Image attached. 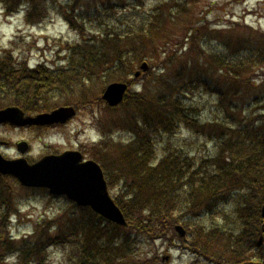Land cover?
Here are the masks:
<instances>
[{"label":"rangeland","instance_id":"374dc122","mask_svg":"<svg viewBox=\"0 0 264 264\" xmlns=\"http://www.w3.org/2000/svg\"><path fill=\"white\" fill-rule=\"evenodd\" d=\"M70 2L38 0L35 20L29 22L23 9L9 17L0 0V69L21 66L29 69L42 65L56 70L69 65V46L79 43L82 34L91 38L99 33H122L125 36L122 49H138L143 59L130 75L118 78L117 82L129 83L130 94L141 91L154 102L164 100L167 108L176 109V114L184 116V124L163 136H156V156L150 165L161 158L164 149L170 148L182 162L190 161L199 174L218 175L219 167L241 161L240 157H232L231 150L230 154L223 152L225 143L248 149L255 147L257 140L264 136V119H260L264 117V0H79L77 13L84 18L70 16L76 20V29L63 13V8ZM37 20L41 22L37 23ZM198 43L201 44L200 51L207 53L202 56H209L208 53L216 56L211 61L199 59L201 54L195 46ZM143 62L148 63L149 72L136 79L133 74ZM239 63L248 64L250 69L240 67ZM251 63L255 65L251 67ZM107 85L86 83L82 88L72 87L68 93L74 90L73 95L61 89L58 96H42L38 104L40 110L73 105L79 110L77 116L65 126L46 131L2 126L0 141L8 142L9 146L0 147V153L9 159L22 157L16 144L27 141L30 150L24 157L29 162L67 149H80L86 159L96 160L93 153L96 150H99L98 154L104 152L107 142L115 144L116 150L131 145L135 136L130 132L132 126L128 116L134 117L137 111L133 104V108L127 107L124 111L122 107L111 109L102 102L101 95ZM184 89H187L186 93L181 91ZM14 95L0 92V109L18 104ZM25 111L36 113L28 112L26 108ZM174 120L175 115L172 124ZM214 123L220 126L203 127ZM224 127L230 132L219 136ZM130 150V153L134 152L135 147L132 145ZM104 173L115 202L127 193L125 185L130 191L129 184H136H127L131 178L119 177L113 170L104 169ZM199 174L198 178L201 177ZM0 183V193L11 190L12 194L9 205L3 206L0 201V244L5 241L16 245L21 240L33 244L43 236L44 240H39V244L45 258L37 264H68V253L61 247L49 245L46 236L57 235L62 223L69 232L71 220L81 218L78 209L64 198L51 197L47 191L23 188L11 177H0ZM220 197L222 201L229 200L219 205L220 216L226 213L223 222L238 219L240 228L245 231L250 208L246 204L239 206L227 192L223 191ZM263 205L264 202L258 206V220ZM185 208H193L191 201ZM181 213V220L178 219L176 225L186 229L187 237L181 239L175 231V235L170 234L165 240L141 241L138 249L143 252L141 257L154 254L156 264H221L216 253L210 252V258H206L197 252L187 220L184 221L186 218ZM193 216L196 217L189 220L195 221L196 226L210 223L211 216L205 215L203 209H197ZM222 220L220 218L217 223L219 226L224 224ZM233 226L236 234V225ZM255 227H251L253 231ZM229 228L228 237H231L232 225ZM261 250L255 255L250 252V264H264V249ZM226 259L234 261L235 257L227 254ZM0 264L25 263L16 255L5 254L0 245Z\"/></svg>","mask_w":264,"mask_h":264},{"label":"trees","instance_id":"16d2710c","mask_svg":"<svg viewBox=\"0 0 264 264\" xmlns=\"http://www.w3.org/2000/svg\"><path fill=\"white\" fill-rule=\"evenodd\" d=\"M1 2L8 16L23 9L22 12L29 22L35 20L33 17L38 11V0H1ZM78 2L79 0H71L70 4L63 8L67 22L74 29H76V20L70 16L84 18L77 13ZM40 22L37 20V23ZM87 36L89 35L82 34L79 43L69 46V65L58 70H51L42 65L36 69H27L23 66L4 69L2 67L0 92L15 94L16 103L19 102L15 105L25 102L29 111L37 112L41 109L38 104L42 96L51 94L58 96L61 89L68 93L72 87L82 88L86 83L100 82L103 85L115 82L118 78L130 75L135 65L143 59L138 49L131 51L122 49L124 48L122 40L125 37L122 33H99L97 37L91 38ZM195 46L201 54L199 59L203 57L211 61L216 56L210 53L209 56H202L207 53L200 51L201 44ZM239 64L242 68L250 69L246 63ZM254 65L251 63V67ZM186 90L181 91L186 93ZM21 92H23V101L19 98ZM68 94L73 95L74 90ZM145 95L141 91L128 94L125 103L121 106L124 111L128 110L127 107L135 106L137 111L134 117L128 116L129 125L132 126L130 132L135 136L132 144L116 150L115 144L105 142L104 152L98 154L99 150H96L93 153V158L100 162L106 171L113 170L119 177L126 175L127 178H131L130 181H126L127 184L136 183L129 184L132 193L125 185L127 193L116 199V203L127 218L128 226H117L105 219H99V215L89 208H78L81 218L71 220L70 231L75 233L68 232L60 221L62 224L59 226L58 234L46 236L49 245L61 247L65 253H68V264H156L157 258L154 254L141 257L143 252L138 250L139 243L165 240L170 234L175 235L174 228L181 211V216L186 218H183L184 221L187 220L185 222L194 239L193 246L197 252L200 251L206 258H210L209 253L214 252L221 264H250L248 258L254 244L251 227L258 216V206L264 202V136L257 140L255 147L248 149L225 143L222 147L223 152L227 154L229 151L230 154L231 150L232 157H240L241 161H233L219 167L218 175L207 172L199 174V171L194 169L192 164L190 165V161L185 159L182 162L181 157L171 153L170 148L164 149L161 158L150 165L156 156V136L159 134L163 136L177 125L184 124V116L180 113L176 114V109L167 108L164 100L154 102L155 100ZM84 97L85 94L83 100ZM174 115L176 120L172 124ZM215 125L220 126L214 123L204 124L203 127ZM228 132L230 131L224 127L218 135L226 136ZM248 140H251V137ZM248 140L247 142L251 144ZM132 145L135 150L130 153ZM197 174L201 177L198 178ZM109 176L111 177V174ZM109 176L108 182H110ZM246 189L247 193H245ZM223 191L234 197L239 202V206L246 204L250 208L245 222V226L248 227L245 231L240 228L238 219L231 223L223 222L222 217L226 213L220 216L219 205L229 202L225 199L222 201L220 194ZM10 196H12L11 190L0 193L3 206L8 204ZM190 201L193 207L191 210L185 208ZM71 206L75 205L71 203ZM197 209H203L205 215L211 216L209 224L196 226L195 221L189 220L196 217L193 214H196ZM220 218L224 223L222 226L217 224ZM230 225L232 231L235 229L233 225H236V234L233 231L232 236L228 237V232L231 231V228L228 229ZM81 237L86 240L78 239ZM39 240H44L43 236H40ZM39 240L33 244L21 240L16 245L4 241L0 245L5 254L16 255L19 261L25 264H37L45 258ZM227 254L233 255L234 261L226 259Z\"/></svg>","mask_w":264,"mask_h":264},{"label":"water","instance_id":"95a60500","mask_svg":"<svg viewBox=\"0 0 264 264\" xmlns=\"http://www.w3.org/2000/svg\"><path fill=\"white\" fill-rule=\"evenodd\" d=\"M140 68L135 74L136 77L149 70L146 62ZM128 88V84L124 82L111 83L105 89L102 99L111 107L118 106L123 102ZM75 115L76 110L72 106L59 107L36 116L25 115L19 107H7L0 110V126L9 124L14 127H43L66 124ZM2 144L4 142H0ZM17 148L21 154H25L29 144L20 142ZM0 175L16 178L23 187L45 188L53 196L64 195L79 206L90 207L117 225H128L125 215L110 195L101 166L94 160L84 161V156L79 151L46 155L32 164L25 158L10 160L0 154ZM175 230L180 238L186 237L183 226L177 225Z\"/></svg>","mask_w":264,"mask_h":264},{"label":"flooded vegetation","instance_id":"af4514ba","mask_svg":"<svg viewBox=\"0 0 264 264\" xmlns=\"http://www.w3.org/2000/svg\"><path fill=\"white\" fill-rule=\"evenodd\" d=\"M44 112H47V110H45ZM59 127H60L59 125H56V126H51V127H33V129L40 130V131H46V130L57 129ZM69 150H80V149H69ZM258 218L259 216H257L255 220L254 226L256 227L254 228V231L252 234L255 241L258 239V241L255 242L256 244L255 248L252 250L253 255H255V253L259 251L262 252L261 249H264V215L261 213V217L259 220Z\"/></svg>","mask_w":264,"mask_h":264}]
</instances>
